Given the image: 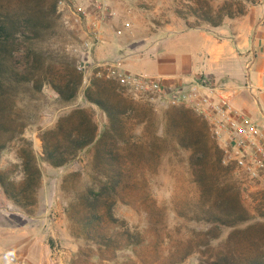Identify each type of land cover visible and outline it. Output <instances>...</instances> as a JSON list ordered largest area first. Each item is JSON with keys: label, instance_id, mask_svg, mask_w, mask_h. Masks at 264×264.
<instances>
[{"label": "rangeland", "instance_id": "rangeland-1", "mask_svg": "<svg viewBox=\"0 0 264 264\" xmlns=\"http://www.w3.org/2000/svg\"><path fill=\"white\" fill-rule=\"evenodd\" d=\"M6 1L0 0V6ZM77 7L86 13L80 20L73 15ZM254 9L264 11V0H58L59 28L48 31L44 47L52 53L61 48L78 66L88 68L95 66L94 50L101 45H105V55L111 47L123 55L130 46L143 45L168 30L215 28ZM96 25L99 36L93 33ZM89 73L90 80L111 82L126 99L122 104L113 101L127 111L119 114L118 122L111 124L106 113L86 103L83 89L72 102L63 103L46 86L33 100L18 96V108L25 103L30 106L21 113L27 123L21 136L24 141L12 140L0 151L1 179L17 185L23 176L18 156L21 145H31L41 156L40 136L54 128L61 116L77 107L89 108L98 133L106 130L94 144L101 145L97 153L90 145L64 166L40 163L36 203L27 210L7 199L0 184L1 205L24 215H18L22 219L42 217L44 209L51 208L54 225L49 231L44 229L41 238L50 248L53 261L49 264L264 261V179L241 175L210 123L191 108L136 95L98 76L96 67ZM110 162L124 171L111 194L116 200L114 225L119 227L114 232L116 243L126 239L130 246L104 252L79 235L70 206L88 188L105 181L99 169Z\"/></svg>", "mask_w": 264, "mask_h": 264}, {"label": "trees", "instance_id": "trees-1", "mask_svg": "<svg viewBox=\"0 0 264 264\" xmlns=\"http://www.w3.org/2000/svg\"><path fill=\"white\" fill-rule=\"evenodd\" d=\"M57 11L58 0H8L0 6V151L12 140L24 141L21 136L27 123L21 113L29 111L30 106L25 103L18 108V96L33 100L46 86L63 103L72 102L83 89L84 101L106 113L111 124L118 122L119 114L127 112L113 103L122 104L126 99L111 82L89 80L85 85L84 73L72 56L61 48L53 53L45 49L48 31L59 28ZM105 132L98 133L89 108L77 107L61 116L54 128L42 132L41 156L34 153L31 145H21L18 150L21 182L6 184L0 176L6 198L24 210L32 207L41 181L40 163L64 166L90 145L97 153L101 145L94 144L100 142ZM99 171L105 181H99L96 188H88L78 196L70 210L84 240L94 241L104 252L123 250L130 244L126 239L116 243L118 234L114 232L119 227L114 225L112 210L116 200L111 194L117 188L116 178L124 171L112 162ZM250 264H264V261Z\"/></svg>", "mask_w": 264, "mask_h": 264}, {"label": "crops", "instance_id": "crops-1", "mask_svg": "<svg viewBox=\"0 0 264 264\" xmlns=\"http://www.w3.org/2000/svg\"><path fill=\"white\" fill-rule=\"evenodd\" d=\"M104 47L94 50L96 64L114 63L127 73L148 76L164 85L190 87L200 78H210L226 88L235 109L264 128V11L254 9L215 28L168 30L143 45L130 46L123 55L112 47L105 55ZM44 211L42 217L22 219L24 215L5 210L0 202V251L14 255L19 264L53 261L41 238L54 220L51 208Z\"/></svg>", "mask_w": 264, "mask_h": 264}, {"label": "built area", "instance_id": "built-area-1", "mask_svg": "<svg viewBox=\"0 0 264 264\" xmlns=\"http://www.w3.org/2000/svg\"><path fill=\"white\" fill-rule=\"evenodd\" d=\"M73 15L80 20L86 13L83 7H77ZM93 33L96 36L101 33L98 25ZM95 67L98 76L113 80L136 95L169 106L191 108L210 123L215 137L225 145L231 162L241 175L249 180L264 179V128L232 106L224 86L203 77L190 87H171L148 76L127 73L114 63L96 64ZM79 68L84 73V84H88L89 69L85 65ZM5 263L19 264V261L14 255L0 251V264Z\"/></svg>", "mask_w": 264, "mask_h": 264}]
</instances>
